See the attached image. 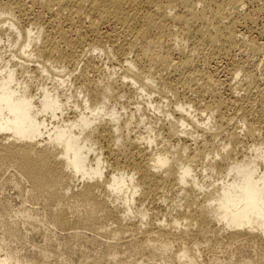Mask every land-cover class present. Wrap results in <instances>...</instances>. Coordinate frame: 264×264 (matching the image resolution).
I'll return each instance as SVG.
<instances>
[{
	"label": "bare ground",
	"instance_id": "obj_1",
	"mask_svg": "<svg viewBox=\"0 0 264 264\" xmlns=\"http://www.w3.org/2000/svg\"><path fill=\"white\" fill-rule=\"evenodd\" d=\"M8 189L0 264H263L264 0H0Z\"/></svg>",
	"mask_w": 264,
	"mask_h": 264
},
{
	"label": "rangeland",
	"instance_id": "obj_2",
	"mask_svg": "<svg viewBox=\"0 0 264 264\" xmlns=\"http://www.w3.org/2000/svg\"><path fill=\"white\" fill-rule=\"evenodd\" d=\"M232 113H233V115H232ZM234 113H235V111L233 112V110H231V115L232 116L235 115L234 118H236V119L235 120H232L229 123V126L226 127L224 133H227V132L233 131V130H235L236 132H240L243 129L242 124L238 120V117H237L238 114L240 115V113L239 112L238 113L236 112L235 114ZM228 114L230 115V112ZM231 115H230V118H233V117H231ZM219 143H220V137H218V139L215 140L214 144L215 145H218ZM8 175H9V173L6 174V176H8ZM199 175H200V172H199ZM199 175H198V177H199ZM201 178H202V176L200 175L199 179L201 180ZM12 194H13V191L10 190V189H8V190H0V202L2 201V203H3V199L5 197H8V198L9 197H12V198H14V196ZM175 200H176L175 197L173 195H171V196H169L166 199V202L163 205H167V204L171 205ZM14 203H16V201L13 202L12 204L14 205ZM107 224H109V223H107ZM107 224H104V226H107ZM107 228H109V227L107 226ZM86 234H88L90 236L91 233L86 232ZM34 240H35L36 243H39L41 241V238H39L38 236H36ZM223 243L226 244L227 242L224 241ZM223 247L224 248H221V249H223L224 251L225 250L227 252H233V251H235V248H234L233 245H224ZM176 249H177V247L174 246L172 251L175 252ZM219 249H218V252L223 251V250H221V249L219 250ZM200 251L202 252V257L200 259V264H215V262H213V261L210 260V254L206 251V249L204 248V246L203 247H200ZM250 251H251L250 248H247V247L246 248H243V253L245 255L250 254L251 253ZM51 252L52 253L48 257L47 264H63L58 259L59 258H62V257L68 256V248L63 245L62 241H60V247L58 249L52 250ZM81 252H84L85 253L84 254V259L91 260L93 258V255L94 254H99L101 252V246H97L96 245V246H93V247L85 248L84 245H77L75 247V253L71 256V259L73 261V264H78V261L82 260L81 258H79V255H80ZM173 252H168V254H169V258H168L169 259L168 260L169 262L168 263L176 264V263H174L172 261L173 259L170 258V256L172 255ZM3 253H5V252L4 251L1 252V254H3ZM71 254H72V251L70 250L69 256ZM220 256L221 257L223 256V258H226V259H229L230 258L229 255L222 254L221 252H220ZM234 256L235 257L232 258L233 259V263H236L237 262L236 261L237 254H234ZM106 258L107 257H104L103 259H101V261H99V264H106V263H109V262H113L112 257H109L107 259ZM143 259L145 260V261H143V264H147V261H146V258L145 257L139 258L136 261V264H141V260H143ZM118 260L121 261L120 264H129V262H130L129 259L127 258V256H125L123 254L118 255ZM130 264H131V262H130ZM180 264H184V263H180Z\"/></svg>",
	"mask_w": 264,
	"mask_h": 264
}]
</instances>
